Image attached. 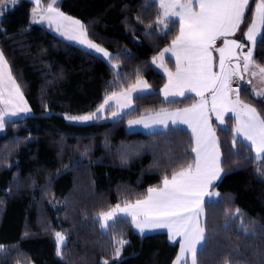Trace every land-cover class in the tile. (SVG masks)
Listing matches in <instances>:
<instances>
[{
  "label": "trees",
  "instance_id": "1",
  "mask_svg": "<svg viewBox=\"0 0 264 264\" xmlns=\"http://www.w3.org/2000/svg\"><path fill=\"white\" fill-rule=\"evenodd\" d=\"M57 6L86 25L89 39L112 54L119 70L30 23L29 0L4 12L0 51L32 113L6 119L0 132V243L5 245L0 264H172L178 243L165 232L138 234L125 217L102 229L98 216L142 198L148 187L194 159L192 136L182 127L153 132L126 127L129 118L198 100L186 95L166 101L160 92L166 78L151 61L178 34L179 21L158 23L161 8L154 0H58ZM254 7L253 0L247 23ZM241 28L246 31L247 24ZM242 31L238 39L246 44ZM166 62L174 68L171 59ZM255 63L264 67V24ZM138 77L151 91L134 96L135 110L116 121L80 125L62 118L94 111L108 93ZM239 96L264 115V100L255 99L251 83L241 82ZM211 121L227 174L213 187L220 196L205 204L206 240L198 246L197 264H264V155L257 159L240 138L234 145L233 117L224 127ZM57 231L66 237L62 259L56 256ZM120 240L129 243L117 262Z\"/></svg>",
  "mask_w": 264,
  "mask_h": 264
},
{
  "label": "snow or ice",
  "instance_id": "2",
  "mask_svg": "<svg viewBox=\"0 0 264 264\" xmlns=\"http://www.w3.org/2000/svg\"><path fill=\"white\" fill-rule=\"evenodd\" d=\"M162 9V18L158 23H165L168 17L179 18L178 34L171 42V47L164 49L152 64L163 68L168 82L160 89L165 100L170 97H183L194 93L198 100L188 108L159 111L146 114L138 119L128 121V127L143 125L150 128L162 125H187L191 130L193 146L191 153L194 159L173 171L171 176L164 175L159 186L148 187L147 194L134 202L125 201L123 207L117 203L106 212L99 213L98 219L102 228L118 216L130 218L131 226L144 234L146 230L166 229L169 241H179V253L190 254L192 264H197L198 245L206 240V228L201 217L207 199L216 198L220 193L212 191L213 187L222 182L224 172L221 162V148L211 117L215 116L220 125L225 124L226 114H235L233 127L234 145L237 137L249 142L251 150L257 157L264 153V115L252 104L244 103L239 96V86L232 87L234 80L244 81L245 74L253 68L258 69L264 78V67L255 63V46L260 35V26L264 24V0H254V10L250 23L246 13L250 10L253 0H158ZM12 10L19 0H3ZM30 23L55 25L61 37L72 41L87 53L100 56L107 63L111 53L88 37L87 27L78 18L66 15L59 7H54L52 0L46 9L40 10V0H34ZM195 5V6H194ZM198 9V10H197ZM5 8L0 7V17ZM35 17H38L36 19ZM0 19V23H2ZM247 24V30L241 26ZM167 26V25H166ZM242 31L243 38L252 46L247 47L238 39L237 32ZM223 44L216 46L218 40ZM175 57V72L168 71L163 63L165 53ZM213 52L218 53L216 62ZM161 63L157 64L156 61ZM116 68L117 65H111ZM256 75V72H252ZM151 91L147 81L137 78L134 84L120 93H111L104 98L94 111L85 115H69L62 117L69 123L88 125L98 119H112L128 114L133 108L134 96ZM255 99L264 100V90L255 93ZM116 102L117 111L110 116L102 113ZM0 105L11 106L10 113L0 109V130L5 127V116L17 113H30L31 108L24 101L20 86L13 78L5 55L0 51ZM127 110V111H126ZM145 147V146H141ZM126 155V153H125ZM227 226V225H226ZM27 233L22 238L27 237ZM57 247L56 256L62 257L61 247L66 237L59 231L55 232ZM120 247L115 249V261L122 258V249L128 241L120 240ZM5 245L0 243V250ZM178 254L174 264H179ZM104 264H109L105 261Z\"/></svg>",
  "mask_w": 264,
  "mask_h": 264
},
{
  "label": "crops",
  "instance_id": "3",
  "mask_svg": "<svg viewBox=\"0 0 264 264\" xmlns=\"http://www.w3.org/2000/svg\"><path fill=\"white\" fill-rule=\"evenodd\" d=\"M195 6V5H194ZM198 10V9H197ZM161 14H162V9H161ZM174 19L175 20H178L179 21V18L178 17H174ZM166 20H170V17H168V18H166ZM263 25V24H262ZM262 25L260 26V34H261V32H262ZM239 35H240V32L236 35V38H238L239 37ZM260 37V35L258 36V38ZM258 38H257V40H258ZM241 41V40H240ZM242 42V41H241ZM217 43H218V41H217ZM250 43L249 42H247L246 41V46H248V47H250ZM252 46V45H251ZM213 56L215 57V52H213ZM175 62V61H174ZM176 70V65H175V63H174V68L173 69H171V71H175ZM252 72H257L258 74H259V71H258V69H256V68H253L249 73H247V74H245V79H244V81H240V83L241 82H244L245 84H248V83H251V88H252V92H253V94L255 95V93L256 92H259V91H261V90H264V78H262L261 77V75H260V78L259 77H256V76H252ZM249 75H251V76H249ZM251 77V79H249ZM166 78V77H165ZM250 80V81H249ZM168 82V80H167V78H166V80H165V83H164V85L166 84ZM163 85V86H164ZM163 86H162V88H163ZM150 92V91H149ZM163 95V94H162ZM188 95H194V94H188ZM164 97V96H163ZM184 97V96H183ZM175 98H180V97H170L169 99H175ZM191 105H193V104H191ZM191 105H189V106H185V107H181V108H167V107H163V108H160V109H166V110H169V111H175V110H177V109H184V108H188V107H190ZM160 109H158V110H155V111H149V112H145V113H143L142 115H140V116H138V117H132V118H129L127 121H126V127H127V129L129 130V131H143V132H153V131H160V130H164V129H167L168 127H170V126H173V127H182V128H184V129H186V130H188L189 132H190V134H191V130L190 129H188L187 128V125H172L170 122H169V126L167 127V128H165L164 126H162V125H154V126H152V127H150V128H144L143 127V125H136V126H133L132 128H129L128 127V121L129 120H133V119H138V118H140L141 116H144V115H146V114H149V113H155V112H157V111H159ZM228 115H230V116H232L233 117V119H234V126H235V117H234V115L233 114H228ZM228 115H226V118L228 117ZM211 118H213L215 121H216V119H215V116H212ZM225 122H226V119H225ZM216 123L219 125V126H221L220 124H219V122L218 121H216ZM192 136V135H191ZM237 138H240V137H237ZM241 140H243L242 138H240ZM244 141V140H243ZM245 143H247L248 145H250L249 144V142H247V141H244ZM193 156H194V154H193ZM214 189L212 188V191H213ZM146 194H147V192H146ZM145 194V195H146ZM143 198V197H142ZM140 199V198H139ZM207 200H208V198H206ZM132 202H134V201H132ZM124 204V203H123ZM123 204H121V206L123 207ZM115 206V205H114ZM113 206V207H114ZM112 207V208H113ZM110 210V209H109ZM118 217H124V216H118ZM201 219L203 220V215H202V217H201ZM138 234H140L139 232H138V230H136V229H134ZM153 232H165L166 234H167V230L166 229H154V230H146V232L144 233V234H148V233H153ZM167 237H168V234H167ZM169 240V239H168ZM170 242H173V241H170ZM175 242H177L178 243V252H177V256H178V254L180 255V261H179V264H182L183 263V261L184 260H186V259H191V257H190V254H187V253H184V254H181V253H179V241H178V238H177V241H175ZM198 246H200V245H198ZM177 256H176V258H177ZM176 258L174 259V261L172 262V264H174V262L176 261Z\"/></svg>",
  "mask_w": 264,
  "mask_h": 264
},
{
  "label": "rangeland",
  "instance_id": "4",
  "mask_svg": "<svg viewBox=\"0 0 264 264\" xmlns=\"http://www.w3.org/2000/svg\"><path fill=\"white\" fill-rule=\"evenodd\" d=\"M31 3H32V8L33 7H36V5H35V3H34V0H29ZM57 1L58 0H56V3L54 4V7H58L57 6ZM154 1H156L158 4H159V2H158V0H154ZM52 2V0H47L46 1V3H44L42 0H40V6H39V9L40 10H43V9H46L47 8V6H48V4L49 3H51ZM0 7H4L5 8V11L7 10V8L8 7H10V5H6V4H4L3 3V0H0ZM31 8V9H32ZM4 11V12H5ZM30 12H31V10H30ZM66 15H68V14H66ZM68 16H71V15H68ZM2 17H3V15H2ZM2 17H0V19L2 18ZM71 17H73V18H76V17H74V16H71ZM33 17H31L30 16V20L32 19ZM36 19H38V17H35ZM160 18H162V14H161V16H160ZM170 19H174V17H170ZM165 21H167V20H165ZM163 24V23H162ZM40 25H44V26H46L47 28H49L54 34H56L57 36H59V37H61V35L58 33V32H56V30H55V25H53L52 27H49L48 26V23H47V21H45L43 24H40ZM239 32H237L236 34H235V36L234 37H236V35L238 34ZM62 39H64V40H66L65 38H63V37H61ZM233 38V37H232ZM66 41H68V40H66ZM68 42H71V43H73V44H75V45H77V46H79V47H82V46H80V45H78V44H76V43H74V42H72V41H68ZM94 43H97V42H95V41H93ZM250 43V42H249ZM97 44H99V43H97ZM100 45V44H99ZM101 47H103L102 45H100ZM245 46H246V44H245ZM251 46V45H250ZM169 47H171V43L168 45V46H166V47H164V48H162L154 57H157L164 49H166V48H169ZM248 46H246V48H247ZM83 48V47H82ZM104 48V47H103ZM106 49V48H105ZM86 50V49H85ZM107 50V49H106ZM108 51V50H107ZM109 52V51H108ZM110 53V52H109ZM111 56H112V54H111ZM167 58H169V59H171L173 62L175 61V57H173L172 55H171V53L169 52V53H165V55H164V61H163V63L166 65V67H167V69H168V71H171V69L169 68V66H168V64H167V62H166V59ZM215 58V57H214ZM109 61V63H110V65H117V67L116 68H113L115 71H117L118 72V70H119V67H118V63L117 62H115V61H110V60H108ZM152 61V60H151ZM156 63L157 64H159V63H161V61L160 60H157L156 61ZM175 63V62H174ZM160 73H162L166 78H167V75L165 74V71H164V69L163 68H157L155 65H153ZM171 72H173V71H171ZM175 72V71H174ZM250 74V73H249ZM249 76H251V75H249ZM252 76H256V77H259L260 78V75L256 72V75H252ZM141 78V77H140ZM141 79H143V80H145L144 78H141ZM249 79H251V77L249 78ZM137 80V79H136ZM136 80L134 81V83L136 82ZM146 81V80H145ZM250 81V80H249ZM133 83V84H134ZM128 87H126V88H124V89H121V90H119V91H116L115 93H120L121 91H124V90H126ZM235 89V88H234ZM23 93V92H22ZM111 93H113V92H110V93H108L106 96H108V95H111ZM146 93H148V92H146ZM141 94H145V93H141ZM188 94H194V93H187L186 95H188ZM185 95V96H186ZM195 95V94H194ZM105 96V97H106ZM23 97H24V101H26V103H27V106L28 107H30L29 106V104H28V102H27V100H26V98H25V96H24V94H23ZM179 97V96H178ZM104 101V100H103ZM244 102V101H243ZM103 103V102H102ZM245 103V102H244ZM133 107H134V105H133ZM0 109H3V110H5L6 112H8V113H10L11 111H13V109L11 108V106H5V105H0ZM118 110V108H117V106H116V102L113 100V101H111V107H109V108H107L106 109V111L104 112V113H102V115H104V116H110V114H111V112H113V111H117ZM127 111V110H126ZM32 113V110H31V112L30 113H27V114H25V113H17V115H15V116H13V115H10V114H8V115H6L5 116V120L6 119H14V118H18V117H22V116H25V115H30ZM229 114H233L234 115V117H235V114L234 113H229ZM226 115H228V114H226ZM64 116H69V114H65ZM120 118V117H119ZM118 119V118H117ZM100 120H104V119H100ZM110 120H112V119H110ZM226 125V122H225V124H223V125H221V127H224ZM1 131H3V130H0V132ZM264 155V153H262L259 157H257L256 155H255V153H254V156L257 158V159H260L262 156ZM214 192H217V190L216 189H214L213 190ZM216 198H211V199H209V200H215ZM110 223V222H109ZM100 227H101V223H100ZM102 228V227H101ZM102 229H104V228H102ZM117 247H120V245L118 244V246ZM189 261H190V264H192V261H191V259H189Z\"/></svg>",
  "mask_w": 264,
  "mask_h": 264
},
{
  "label": "water",
  "instance_id": "5",
  "mask_svg": "<svg viewBox=\"0 0 264 264\" xmlns=\"http://www.w3.org/2000/svg\"><path fill=\"white\" fill-rule=\"evenodd\" d=\"M234 39H237V38H234ZM222 44H223V40H221V43L219 45H217V47L221 46ZM215 60H216V62H218V53H215Z\"/></svg>",
  "mask_w": 264,
  "mask_h": 264
},
{
  "label": "built area",
  "instance_id": "6",
  "mask_svg": "<svg viewBox=\"0 0 264 264\" xmlns=\"http://www.w3.org/2000/svg\"><path fill=\"white\" fill-rule=\"evenodd\" d=\"M237 86H238V81H237V80H234V81L232 82V87L235 88V87H237Z\"/></svg>",
  "mask_w": 264,
  "mask_h": 264
},
{
  "label": "bare ground",
  "instance_id": "7",
  "mask_svg": "<svg viewBox=\"0 0 264 264\" xmlns=\"http://www.w3.org/2000/svg\"><path fill=\"white\" fill-rule=\"evenodd\" d=\"M238 87V86H237ZM237 87H235V88H237ZM240 87V86H239Z\"/></svg>",
  "mask_w": 264,
  "mask_h": 264
}]
</instances>
